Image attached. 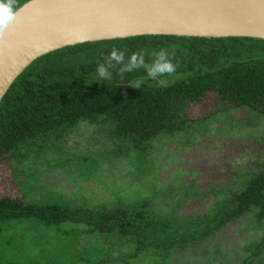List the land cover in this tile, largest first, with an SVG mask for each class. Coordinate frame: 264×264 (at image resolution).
Here are the masks:
<instances>
[{
    "label": "trees",
    "instance_id": "1",
    "mask_svg": "<svg viewBox=\"0 0 264 264\" xmlns=\"http://www.w3.org/2000/svg\"><path fill=\"white\" fill-rule=\"evenodd\" d=\"M26 1L16 0L17 8ZM113 48L124 52L125 61L142 52L148 64L155 53L166 50L176 73L166 85L147 78L143 69L125 73L121 80V65H117L110 69V82L99 81L96 69L106 63ZM141 77V88H132L129 79ZM209 101L214 109L201 113V105ZM233 110H246L252 118L264 116V39L138 35L68 45L37 57L0 100V164L32 169L43 157L66 163L68 159L53 157L62 155L77 130L93 126L96 134L112 140V148L100 154L101 160L118 157L124 165L129 162L134 169L127 174L141 178L132 184L142 195L133 197L128 190L125 197L126 188L120 191L121 187L113 191V199L100 201L81 194L80 202L65 201L55 193L54 200L37 202L28 198L30 189L28 201L23 198L25 191L20 197L0 195V264H149L147 254L156 257L151 264H176L173 255L185 246L211 249L216 240L218 245L228 242L214 249V260H222L237 247L226 227L247 215L252 228L262 230L254 233L246 248L247 259L239 264H264L263 163L257 169L235 172L231 184H213L206 194L215 199L201 212L183 210L205 196L188 183L178 182L181 198L174 197L169 208H159L149 194L143 196L151 191L143 186L144 178L156 171L158 162L174 159L175 163L168 153L173 147L169 143L203 131L217 119H227ZM157 143L166 149L165 156H153ZM82 157L97 167L98 156ZM173 166L170 178L175 183L182 180L184 170ZM45 191L40 196L50 192ZM23 221L31 224L30 231L17 227ZM40 229L56 235L46 234L40 241Z\"/></svg>",
    "mask_w": 264,
    "mask_h": 264
},
{
    "label": "rangeland",
    "instance_id": "2",
    "mask_svg": "<svg viewBox=\"0 0 264 264\" xmlns=\"http://www.w3.org/2000/svg\"><path fill=\"white\" fill-rule=\"evenodd\" d=\"M201 107H203L201 113H208L214 109L210 101L203 103ZM248 114L246 110H233L231 114L227 113L229 118L217 119L209 123L205 129L202 128L203 131H193V134L187 135L188 137L183 136L175 143H169L168 146L173 147L168 149V153L175 158V163H172L174 159L168 160L167 163H163L162 160L158 162L156 171L150 177L144 178L143 186L151 191L143 192V196L149 194L151 201L155 202L159 208H169L175 203L174 197L181 198V190L177 187L178 182L188 183L192 186L190 189L195 188L197 192L205 193V196L184 206L183 210L185 212H191L193 209H195L193 212L207 210L208 201L215 199L213 195L206 194L213 184L218 186L231 184L235 172L245 168L257 169L260 163L264 164V116L257 115L252 118L248 117ZM243 115L246 118L240 120ZM231 117L232 121H229ZM92 128L93 126L81 127L68 138L62 155L53 157L54 159H68L66 163H53L51 160H44L45 157H43L41 163L32 165V169L22 164L12 165L7 162L0 164V195L20 197L25 191L23 198L26 201L35 199L37 202H44L54 200L55 193H57L64 197L65 201L80 202L78 199L81 194L85 197L94 196V201H100L108 200L110 196L113 199V191L121 187L120 191L126 188L125 197L129 196V191L132 192L133 197L136 193H140L138 196H141L139 188L132 184L135 179L137 181L141 178L136 174H127L134 169L129 162L124 165L122 159L118 157H113L106 162L101 160L100 154L112 148V140L105 134L99 132L96 134ZM92 136L96 137L94 143ZM155 146L156 151L153 156L155 154L166 155V149L162 144L157 143ZM173 149L177 152L173 153ZM85 155L98 156L97 167L82 157ZM167 159L169 157L165 160ZM172 166L184 170L181 181L174 183L170 178V167ZM151 177H153L152 181H150ZM120 180L123 181V185L119 182ZM127 184L129 185L126 186ZM28 189L33 192L28 196L32 199H27ZM45 189L51 192L45 196L48 200L40 196V191H45ZM75 193L78 195L75 196ZM250 220V215H247L226 227V230L231 231L229 234L236 239L237 247L231 252L233 255L228 253L222 260H214L216 255L214 249L228 243L218 245L219 241L216 240L211 249L203 248L198 244L185 246L186 248L179 254L174 253V261L176 264H239L249 254L246 248L251 243L249 241L254 237V233L257 231L260 233V229L262 230L261 227L253 229ZM30 226L31 224L27 221L17 225V227H27L26 231H30L28 230ZM46 234L54 237L56 235L53 231L46 232L40 229V241L47 236ZM58 243L62 244V241L58 240ZM16 244L17 242L13 241V245ZM97 245L99 247V244ZM232 245L235 246V243L233 242ZM65 247L68 248L67 245ZM190 250L191 252H188ZM145 257L150 259L149 264L152 263L153 258H156L151 254ZM210 257L212 259L209 261ZM255 260L258 261L256 258Z\"/></svg>",
    "mask_w": 264,
    "mask_h": 264
},
{
    "label": "water",
    "instance_id": "3",
    "mask_svg": "<svg viewBox=\"0 0 264 264\" xmlns=\"http://www.w3.org/2000/svg\"><path fill=\"white\" fill-rule=\"evenodd\" d=\"M0 37V100L33 60L83 42L138 35L264 39V0H28Z\"/></svg>",
    "mask_w": 264,
    "mask_h": 264
},
{
    "label": "clouds",
    "instance_id": "4",
    "mask_svg": "<svg viewBox=\"0 0 264 264\" xmlns=\"http://www.w3.org/2000/svg\"><path fill=\"white\" fill-rule=\"evenodd\" d=\"M16 9V0H0V37L6 34L11 25L19 22ZM117 65H121L118 69L121 80L125 78V73L143 69L147 74V78L156 80L159 85H166L168 78L176 73V64L169 58L166 50L155 53L152 63L148 64L145 62L142 52L132 53L127 61H125L124 52L113 48L107 57L106 63L99 64L96 69L99 81L110 82L112 77L110 69H114ZM129 83L132 88L140 89L144 83V78L129 79Z\"/></svg>",
    "mask_w": 264,
    "mask_h": 264
}]
</instances>
